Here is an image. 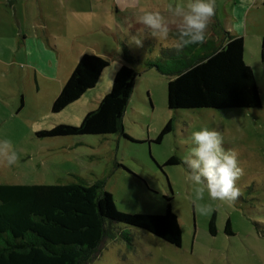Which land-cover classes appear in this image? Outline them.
I'll list each match as a JSON object with an SVG mask.
<instances>
[{
	"label": "rangeland",
	"instance_id": "rangeland-1",
	"mask_svg": "<svg viewBox=\"0 0 264 264\" xmlns=\"http://www.w3.org/2000/svg\"><path fill=\"white\" fill-rule=\"evenodd\" d=\"M218 2L213 19L219 32L214 35V28L207 27L205 38L219 45L232 24V3ZM141 3H146L142 10L155 11L150 0ZM142 10H115L113 0H0V140H11L18 155L14 165H0V183H99L125 213L162 214L171 204L182 229L180 247L143 229L116 224L88 264H264V182L255 180L264 176V15L256 14L259 24L249 20L242 33L244 59L254 70L262 106L172 110L167 95L171 77L146 65L156 60V41L167 42L146 37L137 47L130 41L141 27L133 17ZM34 36L59 54L61 68L54 81L39 76L38 83L25 64L24 39ZM123 44L135 55L136 62L129 65L138 72L122 119L124 133L37 137V131L57 124L80 125L98 106L119 63H125ZM84 53L102 56L109 65L94 88L52 113L53 100ZM168 124L169 132L159 140ZM202 128L220 131L224 147L237 151L244 171L236 181L241 192L236 201L211 200L205 193L200 203L213 209L207 214L196 210V186L187 181L181 162L193 146L192 132ZM170 158L175 164L166 163ZM213 217L215 234L209 230ZM227 220L230 234L225 232Z\"/></svg>",
	"mask_w": 264,
	"mask_h": 264
},
{
	"label": "trees",
	"instance_id": "trees-1",
	"mask_svg": "<svg viewBox=\"0 0 264 264\" xmlns=\"http://www.w3.org/2000/svg\"><path fill=\"white\" fill-rule=\"evenodd\" d=\"M219 45L213 39L192 44L182 51L156 41L155 67L168 81V108L252 109L262 106L254 70L245 61L242 35L224 31ZM122 63L110 91L98 106L84 116L80 125L57 124L36 132L39 138L79 135H109L123 132L122 119L134 90L138 72L129 64L135 55L122 45ZM264 61V39L262 41ZM107 59L84 53L52 102L59 113L96 86ZM24 106L23 97L21 106ZM168 124L161 134L169 132ZM167 164H175L170 158ZM116 224L143 229L180 247L182 229L168 203L162 214L125 213L116 209L112 195L99 183L7 184L0 183V264H88L104 238ZM230 220L225 232L230 234ZM209 230L215 234L214 217Z\"/></svg>",
	"mask_w": 264,
	"mask_h": 264
},
{
	"label": "clouds",
	"instance_id": "clouds-1",
	"mask_svg": "<svg viewBox=\"0 0 264 264\" xmlns=\"http://www.w3.org/2000/svg\"><path fill=\"white\" fill-rule=\"evenodd\" d=\"M178 20L169 21L158 11L142 10L137 18L141 27L130 35L131 43L142 46L146 37L166 41L164 47L174 48L177 52L192 44L205 41V31L215 15V0H187L183 5L171 8ZM175 25L173 31L172 25ZM192 147L182 157L186 167L187 181L195 185L193 204L198 212L207 214L211 205L200 203L207 193L211 200L236 201L241 192L236 181L244 175L237 161V151L226 149L223 137L218 130L202 128L191 134ZM18 160L12 141L0 140V165L11 166ZM257 183L264 182V176L255 177Z\"/></svg>",
	"mask_w": 264,
	"mask_h": 264
},
{
	"label": "crops",
	"instance_id": "crops-1",
	"mask_svg": "<svg viewBox=\"0 0 264 264\" xmlns=\"http://www.w3.org/2000/svg\"><path fill=\"white\" fill-rule=\"evenodd\" d=\"M143 0H113V8L115 10H126V9H135V12L140 13L142 10L141 7L143 4L140 2ZM153 5V10L158 11L163 15L167 20L174 21L178 20L177 17L174 16L173 12L170 11L171 8H175L177 5H183L186 2L183 0H150ZM219 1V0H218ZM217 0L215 1V11L219 8V3ZM231 18L232 24L228 28L231 34L233 35H242L243 30L247 27L249 20L251 23L258 25V20L256 18V14L263 13L264 15V0H231ZM124 8V9H123ZM253 14V15H252ZM141 14H135L133 19L138 18ZM216 14L213 16L215 18ZM210 21L208 27H213L214 35L216 32H219L217 27V22L215 19ZM173 31L175 30V25H172ZM206 35V34H205ZM243 36V35H242ZM25 38V37H24ZM29 39V41H27ZM26 41L24 39V47H23V54L25 58V64L29 68L33 70V74L35 80L39 83L38 77L41 76L44 80L54 81L57 78L58 73L60 72L61 63L59 60L58 52H53L50 47H53L51 44L49 46L39 38V36L28 37ZM206 39V38H205ZM208 39V38H207ZM213 39V38H210ZM264 39V38H263ZM216 43V39H213ZM223 41L221 40L220 43ZM33 43V46H32ZM40 50V53L37 52L36 45ZM55 48V47H54ZM122 63H119V66ZM75 65V64H74ZM74 65L72 66L71 70L73 69ZM70 74L67 75V78ZM66 78V79H67Z\"/></svg>",
	"mask_w": 264,
	"mask_h": 264
}]
</instances>
